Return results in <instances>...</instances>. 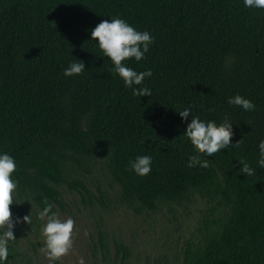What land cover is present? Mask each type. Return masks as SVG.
<instances>
[{
	"label": "trees",
	"instance_id": "1",
	"mask_svg": "<svg viewBox=\"0 0 264 264\" xmlns=\"http://www.w3.org/2000/svg\"><path fill=\"white\" fill-rule=\"evenodd\" d=\"M114 16L154 37L145 60L128 62L151 69L150 97L132 96L89 40L92 28ZM75 59L86 71L64 77ZM237 93L255 111L228 105ZM188 104L208 119L231 121V143L240 140L208 157V168L187 163L194 148L175 110ZM261 139L264 10L245 9L242 0H0V150L18 162L13 220L30 214L40 227L44 198L56 211L67 209L69 196L104 204L106 192H93L101 174L139 215L203 202L174 264H264ZM144 154L153 157L152 171L139 177L128 161ZM241 158L255 175L240 173ZM106 237L99 231L110 262ZM115 248L112 262L125 264L130 249L122 239ZM7 264L34 263L14 241Z\"/></svg>",
	"mask_w": 264,
	"mask_h": 264
},
{
	"label": "clouds",
	"instance_id": "2",
	"mask_svg": "<svg viewBox=\"0 0 264 264\" xmlns=\"http://www.w3.org/2000/svg\"><path fill=\"white\" fill-rule=\"evenodd\" d=\"M245 9L264 10V0H242ZM102 52L111 65V72L122 81L123 87L131 91L134 97H150L152 89L145 83L146 78H151V69L137 71L129 65V61L139 64L146 59V53L154 42V37L147 30H139L127 20L119 17H108L101 20L90 30V38ZM86 71L84 62L75 59L70 61L62 70L64 77L80 76ZM227 104L239 107L242 111H255L256 105L246 96L239 93L229 96ZM175 112L185 121L186 130L183 133L191 142L194 151L189 153L188 165H198L208 168L214 154L237 147L239 142L231 143L233 137V123L228 119L217 122L208 119L193 111L191 104L181 107ZM191 116L189 117V114ZM258 156L256 166L264 169V139L257 145ZM203 154V155H201ZM241 167L240 173L245 176L255 175V168L243 158L237 160ZM153 157L151 155H137L128 161L127 170L139 177H145L152 171ZM18 170L16 158L9 152L0 150V264H7L11 244L16 240L14 228L18 223L28 225L32 222L30 214L12 218L10 205L15 203V195L19 184L15 173ZM43 207L37 212L36 219L41 221L40 234L43 237L41 251L52 261H59L68 255L73 248V230L75 221L71 217L62 218L55 210V205L42 200ZM77 264H86L84 257H79Z\"/></svg>",
	"mask_w": 264,
	"mask_h": 264
},
{
	"label": "rangeland",
	"instance_id": "3",
	"mask_svg": "<svg viewBox=\"0 0 264 264\" xmlns=\"http://www.w3.org/2000/svg\"><path fill=\"white\" fill-rule=\"evenodd\" d=\"M93 192L97 187L106 192L104 204L95 201L91 206L81 197H67V209L58 210L62 218L74 221L73 248L59 261H52L41 251L43 237L37 222L30 225L21 221L14 232L19 247L30 255L34 264H77L84 257L86 264H114L117 251L115 241L122 239L130 249L125 264H174L181 259L183 243L192 237L198 227L202 201L185 207H163L155 214L139 215L120 202L117 191L113 192L109 182L101 174L93 180ZM105 230L111 261L100 245L99 231ZM123 254H121V257Z\"/></svg>",
	"mask_w": 264,
	"mask_h": 264
}]
</instances>
